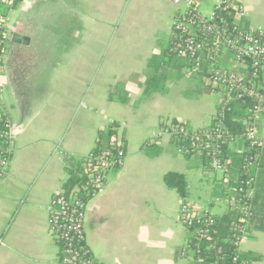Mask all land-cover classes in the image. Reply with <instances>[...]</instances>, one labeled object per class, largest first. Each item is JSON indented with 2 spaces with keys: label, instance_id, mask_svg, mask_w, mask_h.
Wrapping results in <instances>:
<instances>
[{
  "label": "crops",
  "instance_id": "crops-1",
  "mask_svg": "<svg viewBox=\"0 0 264 264\" xmlns=\"http://www.w3.org/2000/svg\"><path fill=\"white\" fill-rule=\"evenodd\" d=\"M257 1L240 0L246 27H264ZM176 11L171 0H22L9 9L0 110L11 121L13 144L0 176V264H60L49 205L68 178L67 158L88 155L113 122L124 138L125 161L107 170L85 214L86 241L98 264H196L192 253H183L189 235L179 219L183 202L221 223L233 219L231 181L246 148L243 136L229 143L228 170L220 172L206 167L202 156L179 153L161 133L173 120L193 130L210 125L223 99L187 61L179 65L166 54ZM259 85L264 89V74ZM263 117L257 124L262 144ZM147 142L161 151L148 155ZM169 171L185 174L187 198L166 185ZM252 171L258 181L254 218L240 252L247 264H264V230L258 228L264 169L254 164Z\"/></svg>",
  "mask_w": 264,
  "mask_h": 264
},
{
  "label": "built area",
  "instance_id": "built-area-1",
  "mask_svg": "<svg viewBox=\"0 0 264 264\" xmlns=\"http://www.w3.org/2000/svg\"><path fill=\"white\" fill-rule=\"evenodd\" d=\"M18 1L0 0V68L10 40L9 17L2 8ZM171 1L177 7L172 27L175 57L187 61L196 73L205 71V81L222 92L223 109H229L239 101L250 103V116L243 133L247 140L243 153V176L239 178L229 203L232 215L236 212L230 226L231 242L235 252L240 253L248 222L253 216L250 200L254 196L255 180L251 168L258 159L257 148L262 144L257 124L264 116V92L259 85V79L264 74V27L244 25L247 10L240 0H216L210 15L200 12L201 0ZM228 55L230 66L225 64ZM214 117V124L196 130L183 122H166L161 133L176 143L179 153L206 155L211 170L226 172L228 160L223 157V147L235 137L220 114ZM11 129L10 119L0 110V137L8 151L6 155L0 153V176L6 172L10 162L13 144ZM180 140L190 142L178 144ZM115 144L120 146L118 158L109 160L110 152L105 150L101 155V160L106 161L104 166H123L126 157L124 144L120 139L111 142V145ZM107 170L96 169L89 173L69 198L64 197L63 188L53 196L49 205L48 228L59 246L60 264H98L86 241L85 214L90 198L105 186ZM179 219L185 227L195 228L199 241L212 239L218 232L214 215L207 210H198L187 202L181 204ZM183 253L187 254V250H183ZM233 261L237 262L238 256Z\"/></svg>",
  "mask_w": 264,
  "mask_h": 264
},
{
  "label": "trees",
  "instance_id": "trees-1",
  "mask_svg": "<svg viewBox=\"0 0 264 264\" xmlns=\"http://www.w3.org/2000/svg\"><path fill=\"white\" fill-rule=\"evenodd\" d=\"M22 0H19L15 4L3 7L2 11L7 13L9 9H12L15 5L20 3ZM173 32H171L170 37V46L166 52V54L174 57L176 60V63L179 65H187L186 62H184L183 59H177L175 57V54L173 52ZM199 74L204 75L205 71L202 70ZM155 82V78L150 80V87L153 86ZM156 83V82H155ZM153 84V85H152ZM264 92V89H262ZM121 102H126L127 97H121ZM250 107L249 102H236L234 103L231 108L229 109H223L222 105L218 108V114H220V118L223 119V121L231 128L234 137L237 135H242L245 132L246 128V120L249 118L250 114L248 112ZM216 121L215 117L211 121V125L214 124ZM180 121L173 120V123H177ZM186 124V123H184ZM187 125V124H186ZM243 139L245 140V147H247V140L243 136ZM119 135H118V124L113 122L111 123L105 130H101L98 133V136L95 141V145L90 151V153L86 156L82 157H68L66 161V171L68 174V178L65 181L63 185L64 189V197L69 198L72 194L75 193V189L81 185L89 173L94 172L96 169L103 170L104 168L110 169L112 165H105L106 161L101 160L102 153L107 150L110 152L109 154V160H115L118 158L117 152L120 149V146L118 144L111 145L112 141H118ZM121 141H124V138L121 139ZM190 142L189 140H184L179 143H186L188 144ZM124 144V143H123ZM125 148V145H124ZM143 151L147 153L148 155L155 156L158 154L161 149L157 145H150L149 142L145 143L142 147ZM258 152V159L255 164H258V166L261 169H264V144H261L257 148ZM0 153L8 154V151L6 149V146L4 145V142L2 138L0 137ZM245 154V151H244ZM241 156V158H238V161H240V169L237 171V178L232 179L231 186L233 187V192L238 186V180L240 177L243 176V165H244V158L245 155ZM191 156V155H186ZM223 157L225 159H229L231 157L229 153V144H225L223 147ZM235 160V158H234ZM208 157L206 155L203 156V163L206 165V167H209L208 165ZM236 161V160H235ZM234 162V161H233ZM98 167V168H97ZM101 167V168H100ZM251 175L253 176L254 180L256 179L254 171H252ZM164 181L166 185L170 188L176 189L177 192L183 197H188V183L187 179L184 173L177 172V171H169L164 175ZM258 181L257 179L254 181V191L256 193ZM255 193L253 198L250 200L251 205L254 202L255 199ZM253 208V206H252ZM234 216H236V212H233ZM253 216H254V209H253ZM252 216V218H254ZM251 218V219H252ZM250 219V220H251ZM233 220V219H232ZM232 220L221 223L219 219H217L216 228L218 229L217 234H215L212 239L209 240H202L199 241V239L196 236L195 228L194 227H187L189 231L188 239L185 244V247L183 250H187L188 253H192L195 263L196 264H214L218 262L219 264H247L248 263V257H246L244 254L236 253L235 247L231 242V222ZM249 220V221H250ZM258 224V228L261 230H264V219L260 220ZM235 256H238V261L234 262L233 259ZM264 256H260L259 258H263Z\"/></svg>",
  "mask_w": 264,
  "mask_h": 264
},
{
  "label": "rangeland",
  "instance_id": "rangeland-1",
  "mask_svg": "<svg viewBox=\"0 0 264 264\" xmlns=\"http://www.w3.org/2000/svg\"><path fill=\"white\" fill-rule=\"evenodd\" d=\"M215 2H216V0H202L201 3L199 4V10H200V12L202 14H204V15H210V13L213 10V7H214ZM256 9H258V11H259V14H260L259 17H260V19L264 21V0H258L257 1ZM255 26L256 27H259L260 24H257ZM184 68H188V67H184ZM185 81L187 82V86L189 88H191V89L195 88V82L196 81L194 79L186 78ZM262 123L264 124V117H263ZM263 136H264V132H263ZM198 194H200V196H201L202 199H205V197L207 196V194L202 193V192H200Z\"/></svg>",
  "mask_w": 264,
  "mask_h": 264
}]
</instances>
